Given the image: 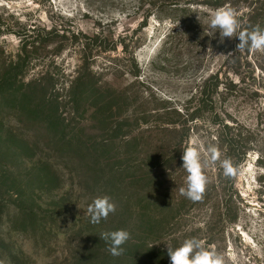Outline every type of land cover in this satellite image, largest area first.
Instances as JSON below:
<instances>
[{
    "label": "rangeland",
    "instance_id": "1",
    "mask_svg": "<svg viewBox=\"0 0 264 264\" xmlns=\"http://www.w3.org/2000/svg\"><path fill=\"white\" fill-rule=\"evenodd\" d=\"M222 7L264 27V0H0V264H171L189 238L264 264V53L220 42ZM233 135L249 150L229 178ZM189 146L221 153L199 201L179 191ZM227 181L224 222L208 185ZM120 229L113 256L100 236Z\"/></svg>",
    "mask_w": 264,
    "mask_h": 264
},
{
    "label": "clouds",
    "instance_id": "2",
    "mask_svg": "<svg viewBox=\"0 0 264 264\" xmlns=\"http://www.w3.org/2000/svg\"><path fill=\"white\" fill-rule=\"evenodd\" d=\"M210 27L218 29L220 34V42L223 43L224 38L238 37L239 43L236 45V52H243L245 49L264 53V28L259 25L251 30H241L242 25L238 18V13L230 7H222L218 9L210 19ZM230 52L228 55H233ZM209 158L201 159L200 151L189 146L184 149L183 153V169L187 172V187L179 189L180 194L186 196L190 200L199 201L205 192L208 183L205 175V168L209 164H214L220 160V150L216 146L208 148ZM223 174L225 177H234L237 174V167L230 159L221 161ZM116 205L111 202L110 197L103 196L96 198L92 205L87 209L90 214V222L98 224L102 219L106 220L110 213H114ZM105 241H110L108 251L113 256H120L124 249L121 247L130 238V232L124 229L104 232L100 236ZM168 255L171 264H225L222 254L217 253L214 249H206L203 241L196 238H189L175 249L168 247Z\"/></svg>",
    "mask_w": 264,
    "mask_h": 264
},
{
    "label": "trees",
    "instance_id": "3",
    "mask_svg": "<svg viewBox=\"0 0 264 264\" xmlns=\"http://www.w3.org/2000/svg\"><path fill=\"white\" fill-rule=\"evenodd\" d=\"M247 19H249V23L245 27V30H251L253 27H255L257 25H259L261 28H264L263 23L258 24V21H257L255 15H249V17ZM240 137L241 138H238V135H233L231 137V139L227 140V149L225 152V156H226L225 159H230L235 166H236V164L239 163V161H241V159L246 157L248 150H249V149H247V147L241 145V144H243L241 142L243 138L241 135H240ZM260 158H261V156L259 157V159ZM219 170H220V173L223 172L222 167H219ZM222 181H224V180H222ZM229 183H231V185L235 184L233 181H227L226 184H224V185H222V183H221V186L216 184V183H212L213 184L212 186L208 185L210 190L211 189H212V191L222 190V192L224 194L223 199L221 201L222 207H221L220 211L217 213L218 216L221 217L224 222L227 221L228 218H230V216H231V207L229 206L230 198L227 197V192L230 190L229 189V185H230ZM205 192H209V191H205ZM204 226H205V229H207V231L212 229V223L207 222V223H205ZM93 228H95V227H89L88 230L90 231Z\"/></svg>",
    "mask_w": 264,
    "mask_h": 264
}]
</instances>
